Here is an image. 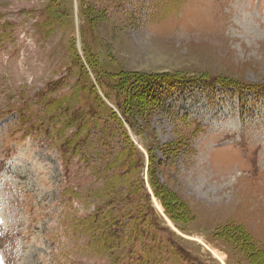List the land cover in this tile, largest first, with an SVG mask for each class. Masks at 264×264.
I'll return each mask as SVG.
<instances>
[{"label": "rangeland", "instance_id": "1", "mask_svg": "<svg viewBox=\"0 0 264 264\" xmlns=\"http://www.w3.org/2000/svg\"><path fill=\"white\" fill-rule=\"evenodd\" d=\"M0 264H264V0H0Z\"/></svg>", "mask_w": 264, "mask_h": 264}, {"label": "trees", "instance_id": "2", "mask_svg": "<svg viewBox=\"0 0 264 264\" xmlns=\"http://www.w3.org/2000/svg\"><path fill=\"white\" fill-rule=\"evenodd\" d=\"M76 62H77V64L78 65H81V63H80V61L77 59L76 60ZM80 68L83 70V67H81L80 66ZM95 75H96V77L99 79V80H103L104 82H105V84L107 85V89L109 90V91H111V92H113L115 95H117V97L118 98H120V96L122 95L121 94V92H120V89H119V87H118V84H117V82H110V81H107L106 79H104V78H102V76L100 75V73L97 75L96 73H95ZM134 81V83L136 84L135 86H134V88H133V90H135L136 91V88H137V82L138 81H142L141 82V86H142V88L144 87V89H145V87H147L148 85H153V83H154V81H153V78H146V79H144L143 80V78H137V79H135V80H133ZM139 84V83H138ZM147 85V86H146ZM141 97H145V94H144V92L142 91V89H140V91H139V93H137V95L135 94L134 96H133V99H132V101H131V103L133 104L134 103V99H141ZM153 100H155V99H153ZM139 168V167H138ZM127 171H128V173H129V169H127Z\"/></svg>", "mask_w": 264, "mask_h": 264}]
</instances>
